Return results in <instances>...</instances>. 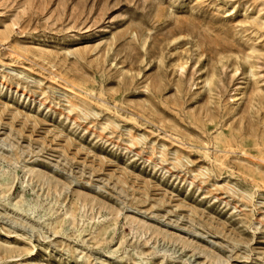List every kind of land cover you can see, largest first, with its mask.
Wrapping results in <instances>:
<instances>
[{
	"label": "rangeland",
	"instance_id": "obj_1",
	"mask_svg": "<svg viewBox=\"0 0 264 264\" xmlns=\"http://www.w3.org/2000/svg\"><path fill=\"white\" fill-rule=\"evenodd\" d=\"M0 264H264V0H0Z\"/></svg>",
	"mask_w": 264,
	"mask_h": 264
}]
</instances>
